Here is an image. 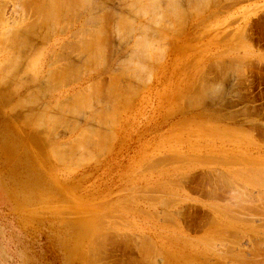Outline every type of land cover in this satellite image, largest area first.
I'll return each instance as SVG.
<instances>
[{"label":"rangeland","instance_id":"obj_1","mask_svg":"<svg viewBox=\"0 0 264 264\" xmlns=\"http://www.w3.org/2000/svg\"><path fill=\"white\" fill-rule=\"evenodd\" d=\"M37 1L0 0V264H264V0Z\"/></svg>","mask_w":264,"mask_h":264},{"label":"bare ground","instance_id":"obj_2","mask_svg":"<svg viewBox=\"0 0 264 264\" xmlns=\"http://www.w3.org/2000/svg\"><path fill=\"white\" fill-rule=\"evenodd\" d=\"M36 1H37V0H36ZM41 1H42V0H41ZM60 1H62V0H60ZM66 1H67V0H66ZM136 1H137V0H136ZM24 2H25V1H24ZM58 2H59V1H58ZM58 2H56V4H58ZM141 2H142V1H141ZM144 2H145V1H144ZM26 3H29V2H26ZM26 3H25V4H26ZM36 3L38 4V1L35 2V4H36ZM39 3H40V2H39ZM59 3H60V2H59ZM132 3H133V2H132ZM22 4H23V3H22ZM35 4L33 5V8H34V6H36ZM40 4H41V3H40ZM63 4H66V3H65V0H64V3H63ZM136 4H137V3H136ZM177 4H178V3H177ZM41 5H42V4H41ZM54 5H55V3H54ZM59 5H60V4H59ZM80 5H81V4H80ZM132 5H133V4H132ZM179 5H180V4H179ZM203 5H204V4H203ZM206 5H207V4H206ZM23 6H24V5H23ZM25 7H26V5H25ZM31 7H32V6H31ZM31 7L28 8V6H27L28 9H30ZM40 7H41V6H40ZM40 7H37V8L39 9ZM53 7H54V6H53ZM53 7H52V8H53ZM59 7H63V5H61V6H59ZM59 7H57V5H56V10H57V8L60 9V10L56 11V12H58V15H57L58 18L55 17V18H56V21H57V19L60 20V18H61V17L59 18V16H60L59 13H61V12H59V11H61V10L64 9V8L61 9V8H59ZM127 7H128V6H127ZM135 7H137V6H135ZM162 7H163V5H162ZM37 8H36V10H35V8H34V10H33V9H32V10L37 12ZM128 8H129V7H128ZM28 9H27V10H28ZM43 9H44V8H43ZM30 10H31V9H30ZM32 10H31V11H32ZM41 10H42V8H41ZM54 10H55V8H54ZM54 10H52V11H53V14L50 15V18H51V17L53 18V17L56 15ZM157 10H159V9H157ZM39 11H40V9H39ZM155 11H156V10H155ZM159 11H160V10H159ZM168 11H169V10H168ZM195 11H196V10H195ZM43 12H44V11H43ZM47 12H48V11H47ZM178 12H179V11H178ZM31 13L33 14L34 12H31ZM37 13H38V12H37ZM40 13L42 14V11L39 12V16H40ZM48 13H50V12H48ZM51 13H52V12H51ZM156 13H157V12H156ZM183 13H184V12H183ZM25 14H26V13H25ZM43 14L46 15L45 12H44ZM43 14H42V16H44ZM181 14H182V12H181ZM33 15H35V14H33ZM182 15H183V14H182ZM46 16H49V14L46 15ZM61 16H62V15H61ZM160 16H161V15H160ZM180 16H181V15H180ZM184 16H185V15H184ZM162 17H163V16H162ZM185 17H186V16H185ZM43 18H46V17H43ZM43 18L41 19V22H42ZM149 19H150V18H149ZM166 19H167V18H166ZM46 20H48V18H46L45 21H46ZM184 20H186V19H184ZM53 21H54V20H53ZM41 22H40V23H41ZM43 22H44V20H43ZM182 22H183V21H182ZM44 23H45V24H43V25H46V23H50V21H48V22H44ZM51 23H52V21H51ZM53 23H54V22H53ZM53 23H52V25L50 24L51 27H52V26L54 27L55 24H56V22L54 23V25H53ZM41 24H42V23H41ZM158 24H159V23H158ZM182 24H183V23H182ZM28 25H29V32H30V31H32V30H31L32 27H31L30 24H28ZM47 25H48V24H47ZM47 25H46V27H47ZM26 26H27V24H26ZM48 26H49V25H48ZM30 27H31V28H30ZM41 27H42V26H41ZM53 27H52V28H53ZM42 28H43V27H42ZM49 28H50V27H49ZM49 28H48V29H49ZM40 29H41V28H40ZM53 29H54V28H53ZM11 30H13V29H11ZM18 30L21 31L20 28H19ZM27 30H28V29H27ZM45 30H46V28H45ZM7 31H8V30H7ZM24 31H26V30H24ZM39 31H40V30H39ZM8 32H10V31H8ZM8 32H7V33H8ZM14 32H15V31H14ZM14 32L11 31V33H9V34H12V35H14V36L17 35V34H14ZM22 32H23V31H22ZM26 32H27V31H26ZM44 32H45V31H44ZM149 32H150V30H149ZM149 32H147V34H148ZM16 33H17V32H16ZM23 33H24V32H23ZM32 33H33V31L31 32V35H32ZM47 33H49V31H48ZM24 34H25V33H24ZM27 34H29V33H27ZM27 34H26V35H27ZM2 35H3V34H2ZM8 36H9V35H8ZM23 36H24V35H23ZM34 36H35V34H34ZM43 36H46V35H43ZM15 37H18V36H15ZM15 37H14V38H15ZM95 37H96V36H95ZM2 38H3V37H2ZM9 38L11 39L12 36H9ZM9 38L6 37L7 40H8ZM41 38L44 39L43 37H41ZM45 38H46V37H45ZM154 38H155V36H154ZM4 39H5V38H4ZM4 39H3V40H4ZM42 39H41V41H42ZM46 39H47V38H46ZM46 39H45V40H46ZM99 39H100V38H99ZM148 39H149V38H148ZM1 40H2V39L0 38V42H1ZM15 40H17V39L15 38ZM19 40H20V39H19ZM96 40H97V39H96ZM120 40H121V39H120ZM154 40H155V39H154ZM154 40H153V41H154ZM23 41H24V40H23ZM46 41H47V40H46ZM48 41H49V39H48ZM48 41H47V43H48ZM100 41H101V39H100ZM122 41H123V40H122ZM3 42H4V41H3ZM9 42H10V40H9ZM9 42H8V43H9ZM14 42H16V41L13 40L12 43H14ZM44 42H45V41H44ZM4 43H5V42H4ZM18 43H19V42H18ZM18 43H17V44H18ZM24 43H25V42H24ZM99 43H100V42H99ZM5 45H6V44H5ZM11 45H13V44H11ZM21 45H22L21 47H23V44H22V43H21ZM154 45H155V44H154ZM7 46H8V45H7ZM9 46H10V44H9ZM9 46H8V47H9ZM17 46H18V45H17ZM24 46H26V45H24ZM27 46H28V45H27ZM77 46H78V45H77ZM168 46H169V45H168ZM4 47H5V46H4ZM14 47H16V46H14ZM14 47H13V48H14ZM19 47H20V46H19ZM19 47H17V48H19ZM9 48H10V47H9ZM17 48H16V49H17ZM31 48H32V47H31ZM38 48H39V47H38ZM152 48H153V47H152ZM85 49H86V48H85ZM12 50H13V49H12ZM19 50H20V49H19ZM19 50H17V51H19ZM34 50L36 51V49H34ZM83 50H84V49H83ZM160 50H161V49H160ZM79 51H81V50H79ZM28 52H29V51H28ZM83 52H84V51H83ZM83 52H82V53H83ZM89 52H90V51H89ZM140 52H141V50H140ZM142 52H143V51H142ZM142 52H141V53H142ZM15 53H16V51H15ZM53 53H54V52H53ZM53 53H52V54H53ZM92 53H93V51H92ZM137 53H138V51H137ZM11 54H12V53H11ZM57 54H58V53H57ZM85 54H86V53H85ZM144 54H145V53H144ZM15 55H17V54H15ZM135 55H136V54H135ZM140 55H141V54H140ZM4 56H5V55H4ZM14 57H15V56H14ZM93 57H94V56H93ZM55 58H57V57H55ZM14 59H15V58H14ZM19 59H20V57H19ZM80 59H81V58H80ZM48 60H49V59H48ZM134 60H135V59H134ZM141 60H142V59H141ZM13 61H15V60H13ZM145 61H146V60H145ZM28 62H29V61H28ZM146 62H147V61H146ZM6 63H7V62H6ZM6 63H5V65H6ZM12 63H13V62H12ZM17 63H19V62H17ZM31 63H32V62H31ZM123 63H124V62H123ZM141 63H142V62H141ZM147 63H148V62H147ZM126 64H127V63H126ZM142 64H143V63H142ZM5 65H4V66H5ZM4 66H2V67L5 68ZM75 66H76V65H75ZM8 67H9V66H8ZM14 67H15V66H14ZM9 68H10V67H9ZM63 69H64V68H63ZM52 70H53V69H52ZM73 70H74V69H73ZM5 71H6V70H5ZM5 71H4V72H5ZM22 71H23V70H22ZM66 71H67V70H66ZM69 71H70V70H69ZM51 72H52V71H51ZM125 72H126V71H125ZM2 73H3V71H2ZM5 73H6V72H5ZM58 73H59V72H58ZM58 73H57V74H58ZM66 73H67V72H66ZM66 73H65V75H66ZM73 73H74V72H73ZM59 74H61V73H59ZM62 74H63V73H62ZM62 74H61V75H62ZM133 74H134V72H133ZM133 74H132V75H133ZM3 75H4V74H3ZM3 75H2V76H3ZM5 75H6V74H5ZM26 75H27V74H26ZM50 75H51V74H50ZM50 75H49V76H50ZM52 75H53V74H52ZM52 75H51V76H52ZM63 75H64V74H63ZM63 75H62V76H63ZM74 75H76V74H74ZM129 75H130V74H129ZM6 76H8V75H6ZM49 76L47 75V77H49ZM62 76L60 77V79L62 78ZM12 77H13V76H12ZM68 77H69V75H67V78H68ZM76 77H77V76H76ZM79 77H80V76H79ZM79 77H78L77 79H79ZM64 78H65V77H64ZM74 78H75V77H74ZM74 78H73V79H74ZM131 78H132V77H131ZM70 79H71V78H70ZM77 79H76V81H78ZM80 80H81V79H80ZM139 80H140V79H139ZM1 81H2V80H1ZM56 81H57V80H56ZM67 81H68V80H67ZM133 81H134V80H133ZM144 81H145V80H144ZM63 82H64V80H63ZM22 83H23V82H22ZM53 83H54V82H53ZM60 84H61V83H60ZM137 85H138V84H137ZM130 86H132V85H130ZM135 88H136V87H135ZM37 91H38V90H37ZM189 93H190V92H189ZM192 95H193V94H192ZM107 98H108V97H107ZM22 100H23V99H22ZM27 100H28V99H27ZM30 100H31V99H30ZM36 100H37V99H36ZM28 101H29V100H28ZM119 101H120V99H119ZM117 102H118V101H117ZM24 103H25V102H24ZM29 103H30V102H29ZM116 104H117V103H115V105H116ZM16 105H17V104H16ZM112 106H113V105H112ZM112 110H113V109H112ZM36 112H37V111H36ZM63 112H64V111H63ZM32 113H33V112H32ZM39 113H40V112H39ZM108 114H109V113H108ZM107 117H108V116H107ZM36 118H37V117H36ZM101 118H102V117H101ZM109 118H110V117H109ZM41 119H42V118H41ZM38 120H39V119H38ZM105 120H107V119H105ZM28 121H29V120H28ZM40 121H41V120H40ZM109 124H110V123H109ZM111 133H112V132H111ZM35 140H36V139H35ZM111 140H112V139H111ZM100 141H101V140H100ZM101 142H102V141H101ZM104 143H105V142H104ZM101 144H102V143H101ZM106 147H107V146H106ZM103 149H104V148H103ZM96 150H97V149H96ZM99 150H100V149H99ZM96 154H97V153H96ZM91 156H92V155H91ZM169 156H170V154H169ZM173 156H174V155H173ZM195 157H196V156H195ZM205 157H206V156H205ZM170 158H171V157H170ZM187 158H188V157H187ZM206 158H208V157H206ZM211 158H212V157H211ZM196 160H197V159H196ZM204 160H205V159H204ZM206 163H207V162H206ZM214 163H215V162H214ZM217 163H218V162H217ZM220 163H221V162H220ZM223 163H224V162H223ZM228 163H229V162H228ZM73 165H74V164H73ZM188 179L190 180V178H188ZM191 180H192V179H191ZM197 187H198V186H197ZM212 193H213V192H212ZM214 196H215V195H214ZM168 202H169V201H168ZM170 202H171V201H170ZM166 203H167V202H166ZM202 207H203V206H202ZM204 208H205V207H204ZM205 209H206V208H205ZM208 209H209V211L211 212V209H212V208H208ZM222 211H223V210H222ZM222 211H221V212H222ZM118 212H119V211H118ZM203 216H204V215H203ZM205 218H206V217H205ZM212 219H213V218H212ZM236 220H237V219H236ZM203 223H204V222H203ZM198 224H199V223H198ZM211 224H212V223H211ZM204 225H205V224H204ZM199 226H200V225H199ZM202 227H203V226H201V228H202ZM198 230H199V229H198ZM201 230H202V229H201ZM104 234H105V233H104ZM100 236H101V235H100ZM102 236H103V235H102ZM234 236H235V235H234ZM237 236H238V235H237ZM98 239H99V238H98ZM102 240H103V239H102ZM151 241H152V240H151ZM152 244H153V243H152ZM103 245H104V244H103ZM95 247H96V246H95ZM92 249L94 250V248H92ZM93 250H91V251H93ZM105 251H106V250H105ZM93 253H94V252H93ZM85 254H86V253H85ZM170 255L172 256V254H170ZM87 256H88V255H87ZM173 256H175V255L173 254ZM173 256H172V257H173ZM93 257H94V256H93ZM168 257H169V258H167L166 261L170 263V262L173 260L174 257H173V258H171L170 256H168ZM178 257H179V256H178ZM180 257H181V256H180ZM174 260H175V259H174ZM169 263H168V264H169ZM263 263H264V262H263ZM153 264H155V263H153Z\"/></svg>","mask_w":264,"mask_h":264}]
</instances>
